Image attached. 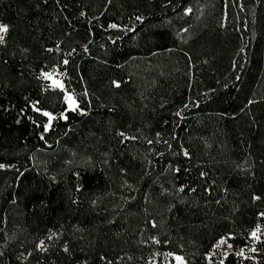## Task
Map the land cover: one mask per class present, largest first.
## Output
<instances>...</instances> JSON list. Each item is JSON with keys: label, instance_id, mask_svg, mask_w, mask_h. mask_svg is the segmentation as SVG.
Returning <instances> with one entry per match:
<instances>
[{"label": "trees", "instance_id": "trees-1", "mask_svg": "<svg viewBox=\"0 0 264 264\" xmlns=\"http://www.w3.org/2000/svg\"><path fill=\"white\" fill-rule=\"evenodd\" d=\"M0 27V264H255L257 229L264 264V0H0Z\"/></svg>", "mask_w": 264, "mask_h": 264}, {"label": "rangeland", "instance_id": "rangeland-1", "mask_svg": "<svg viewBox=\"0 0 264 264\" xmlns=\"http://www.w3.org/2000/svg\"><path fill=\"white\" fill-rule=\"evenodd\" d=\"M4 28V27H3ZM5 31H0V40L2 39V35ZM45 79H47L53 86L59 87L60 84L56 79L54 74H47L44 75ZM71 98V96H68ZM69 108H73V101L67 100ZM255 233V235H253ZM251 235V243L249 246L242 252V258L250 260L255 264L259 261V250L258 245L262 241V232L261 229H257ZM227 250V245L224 241H220L214 248L213 252L211 253L208 264H222V259L224 258ZM179 258V259H178ZM162 260L164 264H184V261L181 257L176 255L164 254L162 256Z\"/></svg>", "mask_w": 264, "mask_h": 264}, {"label": "snow or ice", "instance_id": "snow-or-ice-1", "mask_svg": "<svg viewBox=\"0 0 264 264\" xmlns=\"http://www.w3.org/2000/svg\"><path fill=\"white\" fill-rule=\"evenodd\" d=\"M0 31H6V28L0 27ZM255 235V233H253ZM223 242V241H222ZM179 259V258H178Z\"/></svg>", "mask_w": 264, "mask_h": 264}]
</instances>
